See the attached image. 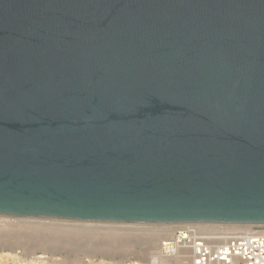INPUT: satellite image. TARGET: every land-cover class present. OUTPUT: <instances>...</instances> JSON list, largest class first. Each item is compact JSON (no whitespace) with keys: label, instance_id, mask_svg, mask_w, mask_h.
Listing matches in <instances>:
<instances>
[{"label":"water","instance_id":"95a60500","mask_svg":"<svg viewBox=\"0 0 264 264\" xmlns=\"http://www.w3.org/2000/svg\"><path fill=\"white\" fill-rule=\"evenodd\" d=\"M0 216L264 227V0H0Z\"/></svg>","mask_w":264,"mask_h":264},{"label":"rangeland","instance_id":"374dc122","mask_svg":"<svg viewBox=\"0 0 264 264\" xmlns=\"http://www.w3.org/2000/svg\"><path fill=\"white\" fill-rule=\"evenodd\" d=\"M101 225L0 216V236L12 231L14 226L20 234L18 240L0 242V264H149L157 243L148 240L156 231L144 225H121L113 229H104ZM114 232L118 237L110 236ZM133 237L137 238V244L128 245L125 252L117 251L122 243L131 242ZM143 237L146 243L138 240Z\"/></svg>","mask_w":264,"mask_h":264},{"label":"built area","instance_id":"2783aa9c","mask_svg":"<svg viewBox=\"0 0 264 264\" xmlns=\"http://www.w3.org/2000/svg\"><path fill=\"white\" fill-rule=\"evenodd\" d=\"M149 264H264V227L183 225Z\"/></svg>","mask_w":264,"mask_h":264},{"label":"bare ground","instance_id":"6f19581e","mask_svg":"<svg viewBox=\"0 0 264 264\" xmlns=\"http://www.w3.org/2000/svg\"><path fill=\"white\" fill-rule=\"evenodd\" d=\"M102 226V228H104V229H113V228H118V227H122L121 225H119V224H102L101 225ZM13 227V226H12ZM34 227V226H33ZM139 227V226H138ZM146 227H149L152 231H156V234H154V235H152L151 237H149V240H148V242L149 243H153V242H156L157 243V250H156V252H153L152 254H150L151 255V258H150V260L151 259H153V258H155L158 254H159V252H160V248H161V244L163 243V242H165V241H169V240H171V238H172V236H173V233L175 232V230H179V229H181V228H183L182 226H179V225H161V226H152V227H150V226H146ZM143 228V227H142ZM145 228V227H144ZM227 229H234V230H248V231H250L251 229H252V226H227L226 227ZM10 229V228H9ZM13 230L11 231V229L10 230H8V234L7 233H5V234H3L2 236H0V242H5V243H8V242H12V240H18V238L19 237H17V236H19L18 234H17V229H15V226H14V228H12ZM60 229V228H59ZM101 229V228H100ZM30 230V229H29ZM253 230V229H252ZM9 231L10 232H14L13 234L12 233H9ZM82 231V230H81ZM148 231H150V230H148ZM151 232V231H150ZM32 233V232H31ZM58 233V232H57ZM1 235V234H0ZM81 235H83V234H81ZM86 235V234H85ZM25 236V235H24ZM27 236H28V234H27ZM110 236H113L114 238H116V237H118V233H112V235H110ZM137 236V235H136ZM132 237V236H131ZM80 239V238H79ZM133 240L131 241V242H126V243H122L121 245H120V247L117 249V251L119 252H125L126 251V248L128 249V245H131V244H133V243H138L137 242V240H135V239H137L136 237L134 238H132ZM23 240V239H22ZM29 240V239H28ZM43 240V239H42ZM42 240H40V241H42ZM70 240V239H69ZM138 240H140L141 242H143V243H146V237L144 238H141V239H138ZM70 241H72V240H70ZM18 242V241H17ZM75 242V241H74ZM38 243H39V241H38ZM107 243V242H106ZM113 243V242H112ZM15 244V243H14ZM42 243L40 242V245H41ZM47 244V243H46ZM102 244V243H101ZM9 245V244H8ZM17 245V244H16ZM44 245V244H43ZM54 245V244H53ZM110 245V244H109ZM4 246V245H3ZM57 246V245H56ZM71 246V245H70ZM107 246V245H106ZM1 247V246H0ZM6 247V246H5ZM31 247V246H30ZM43 247V246H42ZM50 247H52V246H50ZM133 247V246H132ZM3 248V247H2ZM115 248V247H114ZM131 248V247H130ZM129 248V249H130ZM5 249V248H4ZM12 249V248H11ZM55 249V248H54ZM112 252H114V251H112ZM56 253V252H55ZM148 253H150V252H148ZM125 254V253H124ZM126 255H127V253H126ZM124 256V255H123ZM54 257V256H53Z\"/></svg>","mask_w":264,"mask_h":264}]
</instances>
